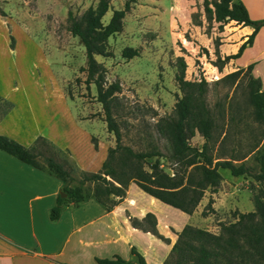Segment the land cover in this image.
<instances>
[{"label":"rangeland","instance_id":"1","mask_svg":"<svg viewBox=\"0 0 264 264\" xmlns=\"http://www.w3.org/2000/svg\"><path fill=\"white\" fill-rule=\"evenodd\" d=\"M125 1L110 0L111 9L103 19L104 24L110 21L113 10L123 9ZM182 1L174 0L176 12L170 17V0H164L162 3L165 16L157 17L137 12V17L140 18L136 20L140 24L129 15L132 11L127 13L129 16L125 31L123 21L122 38L111 40L109 44L108 40L106 42V50L110 56L96 59L104 67L108 83L119 82L122 85V93L116 100V115L121 123L124 145L140 152L147 150L150 142L154 143L164 155L160 158L162 170L171 176L174 175L175 165L166 158L171 155L170 144L166 134L160 132L156 126L162 119L176 117L175 106L183 94L175 77L179 67L178 58H184L186 61V81L200 83L204 79L208 83L204 96L205 104L217 124L218 131L214 134L216 140H224L222 144L215 145L214 159H231L234 166L246 168L248 174L243 178L236 177L228 169H219L223 180L217 189H208L205 192L202 199L204 203L202 202L203 206L199 210L201 216L199 213L187 215L164 206L169 212L162 227L166 225L172 229L170 233L181 232L185 226H199L202 217L205 219L201 225L202 229L218 235L223 225L234 223L240 214L255 210L252 199L264 188V184L256 179L260 174L256 161L258 153L250 154L253 145L258 141L264 148V126L256 123L252 116L253 109L248 103L249 79L243 77L238 81L223 80L225 76L237 71L238 66L242 67L264 49V0H245L243 3L260 30L255 36V44L243 51L237 63L231 61L226 67L221 65V58L215 53L205 52V48L194 40L191 30L183 32ZM215 1H208L211 9ZM97 2L98 0H0V5L5 12L15 17L14 21L19 20L21 24L26 25V35L18 33L16 36L31 39L38 46V49L34 50L27 43L22 44L26 54L22 77L28 90L38 89L37 102L41 110L39 117L47 122L46 124L54 120V124L59 123L61 130H71L70 126L66 127L67 124L78 125L82 121L81 127L85 129L86 134L89 132L104 138L106 123L103 109L95 100L97 88L95 85H86L85 48L68 32V13L79 19L87 8L95 7ZM197 3L202 11V14L195 13L198 23L202 33L210 36L212 28L219 26H214V22L204 14L203 0ZM205 20L206 23H203ZM218 31L219 28L216 32ZM3 38L0 33V40ZM128 47L137 49L140 57L125 60L122 52ZM261 62L264 64V56ZM7 70L10 69L6 64L3 71ZM6 108V104L0 103V120ZM40 124L41 122L36 123V128L42 127ZM73 133L70 134L69 140H76L75 156L78 160V163H73H76L79 170L99 172V162L108 141L102 139L101 150L94 152L93 142L86 140L81 134ZM111 137L115 141L112 135ZM190 143L194 147L202 148L205 140L197 134L190 139ZM154 160H147L145 168L148 169L147 165ZM76 177L79 178L78 175ZM72 186L79 185L75 182ZM93 187L92 184L83 187L85 194H93ZM212 197H215V200H212ZM214 202L218 203L216 208L213 207Z\"/></svg>","mask_w":264,"mask_h":264},{"label":"trees","instance_id":"2","mask_svg":"<svg viewBox=\"0 0 264 264\" xmlns=\"http://www.w3.org/2000/svg\"><path fill=\"white\" fill-rule=\"evenodd\" d=\"M138 0H126L122 10H113L108 24L103 19L110 9V0H98L95 7L87 8L81 18H76L68 13V32L77 38L86 51V85H95L97 93L95 100L101 105L104 112V121L107 133L113 136L115 146L110 147L99 172H85L79 170L70 158V152L64 151L51 141L38 137L32 147H23L22 144L0 135V150L16 158L23 164L31 166L39 171L49 173L57 177L63 183L61 188L65 198L57 197L56 206L49 213V220L53 224L61 218L65 207L79 206L84 201L92 198L108 211L116 201L123 199L131 184H135L147 196L164 203L179 212L193 215L201 204L205 192L217 189L223 180L219 169H228L236 177H244L248 174L246 168L236 167L231 159L213 156L217 143L215 138L218 131L217 124L209 108L206 107L204 96L207 93L208 83L203 79L200 83L188 82L185 78L186 61L178 58V71L175 74L176 81L183 94L176 103V117L162 119L156 126L160 132H164L170 144L171 155L168 158L175 165L174 175L171 176L162 170L160 158L164 155L154 143L148 144V149L140 152L134 151L130 146L124 145L122 140V127L116 115L117 96L122 93V85L119 82L109 84L105 77V69L98 63L96 57L108 58L106 50L107 40L123 30V21L126 14L131 11ZM209 0H203L204 12L210 21L220 24L222 31L224 25L236 22L243 27H252L254 32L241 45L236 55L220 60L221 65L237 60L243 51L250 46L254 37L259 32V25L254 22L244 4L239 3L230 7V0H219L209 7ZM0 15H5L0 11ZM198 23V16L196 17ZM14 39L10 36V46ZM207 52V51H205ZM125 60H132L140 56L137 49L125 48L122 52ZM253 65L246 69H239L223 80L238 81L246 77L249 79L248 103L253 109V118L256 123L264 126V90L262 81L251 75ZM0 103L7 108L3 118L12 110L13 104L0 98ZM199 135L205 143L202 148L192 146L190 139ZM264 137V127L262 129ZM98 151V142L91 139ZM260 141L256 142L251 153H258L256 161L260 174L256 176L258 182L264 184V148ZM155 159L146 166V161ZM79 176V178L76 177ZM79 186H72L73 183ZM92 184L93 194L86 195L83 187ZM255 210L239 215L234 223L223 225L221 232L210 234L203 229L185 226L179 233V238L174 245L169 258L163 264H264V188L252 199ZM212 203L209 204L211 206ZM153 218L148 216L147 220ZM134 228H141L138 221H132ZM136 258L135 264H146L143 257L131 250ZM97 264H132L120 257L112 259H95Z\"/></svg>","mask_w":264,"mask_h":264},{"label":"crops","instance_id":"3","mask_svg":"<svg viewBox=\"0 0 264 264\" xmlns=\"http://www.w3.org/2000/svg\"><path fill=\"white\" fill-rule=\"evenodd\" d=\"M197 1L200 0L182 1L183 32L191 30L194 40L203 46L207 53H215L222 60L236 55L241 45L254 32V28L231 22L224 25L222 31L216 32L219 27H213L210 36H205L201 26L196 24L195 13L202 14ZM137 2L131 9L132 13H129L137 23L139 22L136 19L140 18L137 17V12L157 17L165 16L162 9L164 0ZM244 2L245 0H230L229 5L232 7ZM170 3L169 17L176 12L174 0H170ZM0 11L5 15H0V33L4 36L3 40H0V98L13 104L12 110L0 120V135L28 148L34 145L38 137H43L58 148L69 151L70 158L76 163V140H69L73 131L85 136L91 143V139L95 138L98 141V151L101 150L104 139L108 144L99 162L101 167L108 149L115 146L111 134L107 133L106 128L104 138L89 132L86 134L85 129L81 127L82 121L78 125L67 124L66 127L70 126L71 130H61L59 123L54 124V120L46 124L47 122L39 117L41 110L37 102L38 89L28 90L22 77L26 59L22 44L27 43L34 50H37L38 46L31 39L18 38V33L26 35V25L21 24L19 20L14 21L15 17L5 12L2 5ZM129 15L126 14L124 19V31ZM213 22L214 26H220L215 20ZM203 23H206V20ZM124 31L110 37L108 44L111 40L122 38ZM10 36L14 39V48L10 46ZM252 44H255V40ZM249 47L251 46H247ZM263 56L264 49L237 69H246L253 65L251 75L262 81L264 90V64L261 62ZM237 60L232 62L237 63ZM6 64L10 69L7 72L3 71ZM39 122L42 127L36 128V123ZM93 148L96 152L94 145ZM62 186L63 183L57 177L23 164L0 150V264H97L95 259L113 257H120L135 264L136 258L131 254L133 248L143 257L146 264H163L169 258L180 232L170 233L172 229L166 225L162 227L169 212L164 206L168 205L148 197L137 185L131 184L123 199L112 198L118 205L110 211L90 198L79 206L65 207L61 218L53 224L49 220V213L56 206ZM212 200H215V197H212ZM202 202L201 200L194 214L199 213L201 216L199 210L203 206ZM217 206L218 203L213 204L214 208ZM150 215L153 218L147 220ZM134 220L141 224V228L132 226ZM204 220L201 217L199 226L194 228L202 229Z\"/></svg>","mask_w":264,"mask_h":264},{"label":"water","instance_id":"4","mask_svg":"<svg viewBox=\"0 0 264 264\" xmlns=\"http://www.w3.org/2000/svg\"><path fill=\"white\" fill-rule=\"evenodd\" d=\"M262 24L264 25V22H263ZM59 195H60V197H62V198H65V196H66V195H65L64 193H62V192H60Z\"/></svg>","mask_w":264,"mask_h":264}]
</instances>
